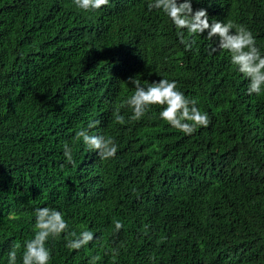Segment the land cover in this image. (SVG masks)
<instances>
[{
  "label": "trees",
  "instance_id": "16d2710c",
  "mask_svg": "<svg viewBox=\"0 0 264 264\" xmlns=\"http://www.w3.org/2000/svg\"><path fill=\"white\" fill-rule=\"evenodd\" d=\"M148 2L111 0L88 13L73 0H0V264L31 238L33 210L45 205L98 237L79 251L50 239V264H264V95L246 94L206 36L185 51ZM193 7L246 25L264 51V0ZM135 75L175 79L208 127L185 136L157 106L128 121L120 105ZM92 119L91 133L115 139L114 158L101 161L76 138Z\"/></svg>",
  "mask_w": 264,
  "mask_h": 264
},
{
  "label": "clouds",
  "instance_id": "9594fccd",
  "mask_svg": "<svg viewBox=\"0 0 264 264\" xmlns=\"http://www.w3.org/2000/svg\"><path fill=\"white\" fill-rule=\"evenodd\" d=\"M110 3L111 0H73L78 10L88 13L101 10ZM193 3L194 0H149L147 9L157 10L166 17L185 51L193 49L197 36H206L209 41H214L207 50L208 54L226 51L229 64L247 81L246 94L264 95V51L257 45L252 30L232 19L210 20L207 8L194 9ZM195 3L201 4L203 0H195ZM159 77L151 83H142L136 75L128 78V83L135 90L120 105L121 108L130 109L128 121L142 120L153 106H157L158 118L185 136L208 127L209 114L198 107V100L187 96L175 79L163 75ZM113 111L115 123L125 124V116L120 114V110L114 108ZM98 128V120H89L87 126L77 131L75 136L89 153H94L101 161H107L116 156L118 145L112 136L99 130L94 134L90 132ZM63 156L68 164L73 163L67 143L63 145ZM33 218L31 238L25 239L22 245L17 243L10 247L6 264H18V252L19 264H50L52 250L47 246L48 242L60 236H63L64 246L69 251H79L98 238L90 229L79 233L70 230L63 209L58 207H36ZM122 227L119 220L114 221L116 231Z\"/></svg>",
  "mask_w": 264,
  "mask_h": 264
},
{
  "label": "bare ground",
  "instance_id": "6f19581e",
  "mask_svg": "<svg viewBox=\"0 0 264 264\" xmlns=\"http://www.w3.org/2000/svg\"><path fill=\"white\" fill-rule=\"evenodd\" d=\"M61 76V75H60ZM21 78V77H20ZM24 78V77H23ZM33 78V77H32ZM60 82V81H59Z\"/></svg>",
  "mask_w": 264,
  "mask_h": 264
}]
</instances>
